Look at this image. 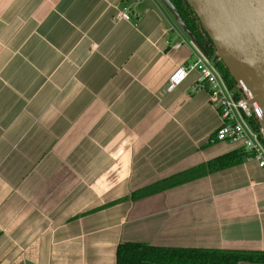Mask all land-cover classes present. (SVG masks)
<instances>
[{
	"label": "crops",
	"instance_id": "0c3cea01",
	"mask_svg": "<svg viewBox=\"0 0 264 264\" xmlns=\"http://www.w3.org/2000/svg\"><path fill=\"white\" fill-rule=\"evenodd\" d=\"M166 10L0 0V264H115L121 243L264 252V169L247 156L137 196L241 150L210 143L197 73L167 90L193 57Z\"/></svg>",
	"mask_w": 264,
	"mask_h": 264
},
{
	"label": "water",
	"instance_id": "95a60500",
	"mask_svg": "<svg viewBox=\"0 0 264 264\" xmlns=\"http://www.w3.org/2000/svg\"><path fill=\"white\" fill-rule=\"evenodd\" d=\"M160 1L196 45L195 36L170 1ZM188 2L237 87L248 92V103L258 113L264 137V0Z\"/></svg>",
	"mask_w": 264,
	"mask_h": 264
},
{
	"label": "trees",
	"instance_id": "16d2710c",
	"mask_svg": "<svg viewBox=\"0 0 264 264\" xmlns=\"http://www.w3.org/2000/svg\"><path fill=\"white\" fill-rule=\"evenodd\" d=\"M179 13L187 29L195 36L196 45L215 62L216 67L231 89H237V85L230 76L223 62L219 59L213 44L203 29L197 15L190 6L188 0H169ZM239 98V93H235ZM252 128L261 133L258 119L250 120ZM263 142L264 137L262 136ZM245 153L235 151L210 161L200 167L184 172L163 181L152 189L139 193L144 196L150 192L160 191L173 187L192 179L200 178L209 173L223 170L239 164L245 157ZM135 197L132 195V198ZM264 264V252H235L207 249H182V248H156L137 243H121L117 246L115 264Z\"/></svg>",
	"mask_w": 264,
	"mask_h": 264
},
{
	"label": "built area",
	"instance_id": "2783aa9c",
	"mask_svg": "<svg viewBox=\"0 0 264 264\" xmlns=\"http://www.w3.org/2000/svg\"><path fill=\"white\" fill-rule=\"evenodd\" d=\"M130 8L123 6L117 12L116 19L130 21ZM193 61L178 68L170 78L167 90L170 91L178 86L191 72L197 73L199 83L194 90L206 89L208 103L219 118V127L212 135L210 143L230 142L239 144L240 149L247 157L253 159L259 168L264 169V142L260 132H256L250 120L258 117L254 107L248 103V92L238 87L231 89L222 74L216 67L212 58L208 57L192 41ZM239 93L236 98L235 93Z\"/></svg>",
	"mask_w": 264,
	"mask_h": 264
},
{
	"label": "rangeland",
	"instance_id": "374dc122",
	"mask_svg": "<svg viewBox=\"0 0 264 264\" xmlns=\"http://www.w3.org/2000/svg\"><path fill=\"white\" fill-rule=\"evenodd\" d=\"M158 3H160L161 4V6L164 8V10H166L167 8H165V6L161 3V1L160 0H156ZM166 12H168V13H170L168 10H166ZM171 14V13H170ZM170 16H172V15H170ZM179 29H180V27H179ZM181 30V29H180ZM184 34V33H183ZM184 36H186L185 34H184ZM187 37V36H186ZM261 135H262V133H261Z\"/></svg>",
	"mask_w": 264,
	"mask_h": 264
}]
</instances>
